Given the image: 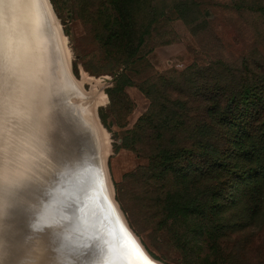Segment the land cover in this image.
Segmentation results:
<instances>
[{"label":"trees","instance_id":"16d2710c","mask_svg":"<svg viewBox=\"0 0 264 264\" xmlns=\"http://www.w3.org/2000/svg\"><path fill=\"white\" fill-rule=\"evenodd\" d=\"M150 2L105 0L100 43L123 65L145 44L149 15L155 22L170 9L194 33L203 28L205 12L195 0L159 10ZM253 62L196 61L166 84L173 95L144 91L151 105L134 133L143 125L155 131L148 170L168 187L158 202L161 222L175 235L184 264H201L196 252L202 240L213 264H231L224 244L229 233L246 224L264 226V64Z\"/></svg>","mask_w":264,"mask_h":264},{"label":"rangeland","instance_id":"374dc122","mask_svg":"<svg viewBox=\"0 0 264 264\" xmlns=\"http://www.w3.org/2000/svg\"><path fill=\"white\" fill-rule=\"evenodd\" d=\"M176 1L151 0L150 6L171 8ZM195 1L205 12L203 28L194 33L192 25L170 9L155 16V22L149 15L145 22H151L152 27L145 44L130 65H123L114 54H106L100 43L105 0H47L81 96L104 98L97 117L109 138L102 166L112 198L139 244L161 264H184L185 258L176 246L175 235L161 222L158 202L168 187L148 170L147 154L155 145V131L143 125L134 133L151 105L144 91L173 95L166 84L196 61L223 60L242 66L247 58L264 64V0ZM169 95L162 98L169 99ZM162 98L160 101L167 102ZM87 164L96 182V166ZM224 244L233 254L231 264H264L262 224L243 225V230L229 233ZM196 253L199 263L213 264L209 243L202 240Z\"/></svg>","mask_w":264,"mask_h":264},{"label":"water","instance_id":"95a60500","mask_svg":"<svg viewBox=\"0 0 264 264\" xmlns=\"http://www.w3.org/2000/svg\"><path fill=\"white\" fill-rule=\"evenodd\" d=\"M9 2L15 7L7 23L0 21V59L22 77L37 71L48 75L45 71L49 70L48 76L52 79L50 68L44 69L34 58L35 66L30 69L27 59L18 50V36H27L26 57L32 59V34L29 26L27 33L24 31L23 34L21 4L18 7L17 0ZM34 2L42 11V19L51 34L55 61L52 66L59 70V76L55 78L57 86L63 80L70 82L73 92L81 96L59 46L47 0ZM21 3L23 5V0ZM26 15L28 17L29 14ZM68 104L74 105L72 101ZM56 105H60L58 92L49 102L43 128H36L32 133L24 165L0 171V264H131L135 255L129 252L132 248L125 233L151 264H156L147 256L122 218L106 183L96 145L92 144L91 149L97 158L96 182L91 177L88 164L81 160L79 151H83L88 138L92 140L90 130L86 127L83 133H68L63 126V122L67 123L62 114L64 109ZM55 116H59V121L55 120ZM69 149L74 150L72 157ZM49 199H54V202L48 208L46 203ZM42 207L59 216L42 220ZM70 209L73 214H65ZM23 213L26 214V221ZM72 220L78 222L76 227L68 225ZM33 251L35 255H32ZM56 251L58 258L54 260ZM27 257L29 259H25Z\"/></svg>","mask_w":264,"mask_h":264},{"label":"bare ground","instance_id":"6f19581e","mask_svg":"<svg viewBox=\"0 0 264 264\" xmlns=\"http://www.w3.org/2000/svg\"><path fill=\"white\" fill-rule=\"evenodd\" d=\"M17 2H18V7H19V4H21L20 5V8H21L20 24L22 25L23 34H24V31L27 33V26L30 27V33L32 34L30 36V41L34 47V51L33 53H31L32 55H30L32 59H29V57H26L27 55L25 51L29 45L28 43L25 44V42L27 41V38H26L27 36L25 37L21 35L22 36L21 38L18 36L17 44H16L17 46H19L18 50H21L23 57L27 59L28 67L30 69L35 66V63H33V60L34 58H36V62H38L44 69L50 68L51 77L53 80L56 81L55 78L59 76V70L52 66L54 65L55 61H54V55L52 53V45L50 41L51 34L48 30L49 28L47 27L46 23L42 19L43 13L40 10V8L36 6L34 0H23V5L21 3V0H17ZM27 13L29 14L28 17L26 15ZM52 24L54 26V31L57 35L59 46L63 50L62 41L60 40V36L54 25V22H52ZM22 43L24 44V46L22 45ZM45 72L49 75V70H46ZM77 88H78V85H77ZM56 92H58L59 101H60V105H56V106L57 108L58 106H60L61 110L64 109V112H62V114L64 115V118L66 119L65 122L67 121V123L63 122V126L65 127V130H67V132L70 134H79V132L83 133V130H85L86 127L90 130L91 135H92V140L88 138L89 141L88 142L86 141L85 148L83 149V151L81 152L79 151V155L80 157L82 156L81 160L83 159V162H86V163L90 162L91 166L95 167L97 158L95 157L96 153H94L91 150L92 144L96 145L97 147L96 151H98L97 155L101 159V162H103L104 157L106 158L105 154H107L109 151L108 135L105 129L101 127L98 117H97L98 106L104 103V98L102 96L98 98H93L90 96L89 97L81 96L80 98V95L78 92H73L71 88V83L66 82L65 80L61 81L60 84L56 87ZM73 96H75V98H72ZM78 98L80 100L79 104L76 103V100ZM65 100L68 103L72 101L74 105L68 104L67 102H65ZM53 114H54V111H53ZM55 117H54L55 120L59 121V116H55ZM81 120H83L84 124L82 123ZM73 152L74 150L69 149V155L71 157H72ZM53 202H54V199H49V201L46 203V206L49 208L50 204H52ZM46 208L42 207V212H41L42 220L43 219L50 220V218H54V217L57 218L59 216V214L57 215V213L55 214L50 213V211H47ZM67 212L65 214H73L72 209L68 210ZM25 216L26 214L23 213V219L26 221ZM38 217L40 219V215H38ZM77 223L78 222H76V220L75 222L74 220H72L70 224L68 225H70L71 228H73V227H76L75 224ZM60 251L62 252L61 249ZM129 252L133 254V251H131L130 249H129ZM54 256L57 257L55 254ZM150 258L152 257L150 256ZM132 259H134V263L130 261L131 264H138V261L136 260V258H132ZM152 260H154V262H158V261H155V259L153 258ZM156 264H161V263H156Z\"/></svg>","mask_w":264,"mask_h":264},{"label":"clouds","instance_id":"9594fccd","mask_svg":"<svg viewBox=\"0 0 264 264\" xmlns=\"http://www.w3.org/2000/svg\"><path fill=\"white\" fill-rule=\"evenodd\" d=\"M15 7L0 0V21L7 23ZM57 82L43 71L20 76L0 59V171L21 167L36 128H43Z\"/></svg>","mask_w":264,"mask_h":264},{"label":"snow or ice","instance_id":"6c2138e0","mask_svg":"<svg viewBox=\"0 0 264 264\" xmlns=\"http://www.w3.org/2000/svg\"><path fill=\"white\" fill-rule=\"evenodd\" d=\"M125 236L129 240L135 258L138 261V264H151V261H149L147 257L143 254V252L140 251L139 247L134 242L131 241V238L127 237L126 233Z\"/></svg>","mask_w":264,"mask_h":264},{"label":"crops","instance_id":"0c3cea01","mask_svg":"<svg viewBox=\"0 0 264 264\" xmlns=\"http://www.w3.org/2000/svg\"><path fill=\"white\" fill-rule=\"evenodd\" d=\"M146 254H147V253H146ZM147 256H149V257H150V255H148V254H147ZM152 261H154V260H152ZM155 261H156V260H155ZM155 263H157V262H155Z\"/></svg>","mask_w":264,"mask_h":264}]
</instances>
